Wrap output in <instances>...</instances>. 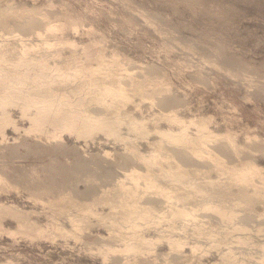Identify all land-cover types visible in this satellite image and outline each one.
<instances>
[{
	"label": "rangeland",
	"instance_id": "rangeland-1",
	"mask_svg": "<svg viewBox=\"0 0 264 264\" xmlns=\"http://www.w3.org/2000/svg\"><path fill=\"white\" fill-rule=\"evenodd\" d=\"M43 17L62 25L57 37L77 43L73 46L66 43L59 47L62 54L69 58L67 67H72L63 70L85 71L97 84L100 82L98 77L108 71L110 76L118 75L123 80L121 85L129 94V100L120 111L122 122L118 124L119 129L122 136H128L138 144L142 153L151 150L150 141L162 143L159 134L153 132L156 127L177 129V125H169L157 116L158 112L170 107L185 120L208 117L210 130L219 134L233 133L238 144L247 149L250 147V153L245 148L239 159L245 160L244 157L251 155L259 166L264 167V0H0V23L24 18L37 22L27 30H42L43 26L38 24V20ZM4 30L0 27V34L8 32L5 35L9 38L23 31L22 28L16 33ZM67 82L74 84L70 79ZM143 84L148 88L153 85L151 88H155V85L166 88L164 94L159 96L168 98L172 104L167 107L160 105L158 98L154 99V103L148 98L142 99L136 89ZM109 109L97 104L91 108L102 112ZM18 110V107H9L18 126L27 128L29 120H21ZM134 118L146 120V128L151 131L147 138H136L133 132L127 130L126 122ZM23 129H5L4 140L7 144L0 136V174L4 172L3 176L19 187L0 190V202L31 210V217L41 225H51L55 221L70 235L52 239L26 236L21 232L10 236L2 234L0 261L10 259L17 264H149L146 261H154L157 254L160 258L168 256V264L189 261L192 264H225L218 252L222 248L226 251L227 240L228 245L234 244H231L232 249L238 248L235 253L239 257H236L238 262L264 264L261 254L258 255L262 250L251 244L252 241L261 243L263 238V232L256 233L254 230L255 224L260 221L264 227V209L260 204L262 198L257 200L256 196L249 197L247 204L249 211L262 212L261 217L257 216L259 220H252L244 212H239L242 215L238 213L236 220L247 228L242 234L248 233L247 237L250 236L248 245L237 244L240 245L238 247L231 235L224 233L225 227L215 224L217 231L214 233L228 238L217 237L221 240V248L209 246L212 242L202 235L200 241V237L196 238L202 246L201 252H192L186 245L182 251L171 253L168 245L160 242L151 255L121 251L104 257L99 252V246L112 244L123 248L121 242L113 243L117 238L115 233H130L117 223L110 224L111 220H122L119 213L127 209L125 199L114 207L110 192H100L112 187L111 179L117 175L121 177L118 171L124 172L119 167L110 168L108 161L113 162L117 156L125 153V141L101 131L90 138L77 137L68 131L60 132L61 136L56 138H48L45 133L37 134L39 136L36 138L32 132L26 135ZM194 130L191 125L189 133L194 134ZM21 139L23 142H19ZM218 143L213 147L219 150L221 146ZM215 151L219 158L225 160V164H237L238 160L233 163V158L227 153ZM163 159L157 158V161H162L157 164H167ZM124 161V168L133 165L130 159ZM185 162L179 163L183 167H191V161ZM204 162L202 165H207L208 162ZM212 176L214 178L216 175ZM9 177H13V180ZM20 180H25V184ZM31 193L40 194L41 199L48 203L45 205L35 201ZM4 221L6 227L16 229L13 219L6 218ZM143 228H139L142 235L157 236L154 228ZM188 231L190 236L192 230ZM194 239L191 238V241ZM160 258L154 262L162 261Z\"/></svg>",
	"mask_w": 264,
	"mask_h": 264
},
{
	"label": "bare ground",
	"instance_id": "bare-ground-1",
	"mask_svg": "<svg viewBox=\"0 0 264 264\" xmlns=\"http://www.w3.org/2000/svg\"><path fill=\"white\" fill-rule=\"evenodd\" d=\"M36 24L37 22H30L24 18H13L11 21L5 20L0 23L1 29L11 30L12 33L22 31L19 28L23 29L22 33L13 34L14 37L12 38L5 35L8 32L0 34V37L2 36L0 38V136L3 141L6 137L5 129L9 127L15 131L23 129L18 126L12 117L14 115H11L9 111V107L13 106L19 108L21 120L22 118L29 120V125L23 129V132L25 134L32 132L36 135V138L39 136L37 134L42 133H45L44 135L48 138L60 137L62 131L75 133L77 137L90 138L96 132L101 131L105 135L125 141V153L117 156L113 162L108 161L110 168L119 167L124 172L116 171L118 174H122L121 177L116 174L117 177L111 179L113 180L112 187L101 189L100 192H110L114 198V207L122 199H125L127 209L119 213L122 220H118V222L111 220L110 224L117 223L120 227H125L126 232L130 231V233L128 235L127 233L124 235L119 234V232L115 233L118 239L116 238L113 243L119 241L123 248L118 247V245L116 247L112 244H103L99 246V252L103 253L104 257L121 251L145 254L146 256L154 253L155 246L160 242H165L171 253L182 251L186 245L191 248L192 252L197 250L201 252L202 246L197 243V237L202 235H204L205 240L208 239L212 242L209 246L213 245L221 248L219 247L221 240L218 239L222 237L223 232H220L221 237H219V234L216 235L214 233L217 231L216 228V230L214 229L215 224H219L220 227L223 226L222 228L225 227L224 233H229L236 245H248L250 236L247 237L248 233H246L247 235L242 234L247 228L242 224V220H239L241 223L237 222V217L239 212L250 215V218L254 221L259 220L258 217L262 216V212L249 211V204L247 203L251 196H256L257 200L262 198L260 204L264 209V167L259 166L249 154L247 158L244 157L246 161L239 159L240 153L244 152L246 147L237 143L235 135L228 132H220V134L213 132L208 126V117L185 120L177 114V110L169 107L164 112H158L157 116L159 119H164L169 125H177V129L172 127L160 129L156 127L153 132L159 134L162 143L150 141L148 144H150L151 150L148 153H142L138 149V144L128 136H122L119 129L118 124L122 122L120 111L129 100V94L121 85L123 80H120L118 75L110 76V71H108L107 74L105 72L104 75L98 77L100 82L97 84L85 71L70 72L63 70L72 67H67L69 58L62 54L59 47L66 43L70 46L77 43L57 37L58 30L61 29L62 25L60 26L55 21L43 17L38 20V24L43 26V29L31 30ZM28 27L31 29L27 30ZM79 46L77 45V47ZM50 61H53L52 64H50ZM122 69L126 71L125 68ZM81 72L83 73L80 74ZM67 79H70L74 84L67 82ZM156 86L155 88H148L143 84L141 88L136 89L138 96L142 99L148 98L153 103L155 102L154 99L158 98L160 105L168 107L172 104L171 101L166 97L159 96L166 91V88L160 86V88H157L158 86ZM96 104L110 109L104 112L91 110L92 105ZM18 116L20 117L19 114ZM145 121L136 118L130 119L126 122L127 130L133 132L136 138H147L151 131L146 128ZM191 125L195 128L194 134L189 133ZM48 128L50 130L46 131ZM20 141L23 142L22 139ZM218 142L222 144L220 145ZM216 143L221 146L219 150L213 147ZM216 149L219 152L227 153L233 158V163L238 160L237 164H225V160L219 158L215 153ZM249 149L246 152H249ZM6 155L8 156V154ZM159 157L164 158L163 162L167 164H157L162 162L157 161ZM124 159H130L133 165L130 168H124L122 165L125 164ZM183 160L184 162L185 160L191 161L189 165L191 167H183L184 165L179 163ZM204 161L208 162L207 165H202ZM138 164L142 166L139 167ZM107 173H109L108 170ZM3 174H0V190L7 191V188H19L17 185L12 184V181H8ZM212 175L216 176L213 178ZM10 178L13 180V177ZM20 182L23 181L20 180ZM23 183L25 184V180ZM30 196H33L35 201H40L39 203L42 202L45 205L48 203V201L41 199L40 194L31 193ZM29 211L31 210H23L13 203L0 202V235L10 236L21 232L26 236L53 239L56 236L69 234L67 229L55 221H51L53 223L47 226L39 224L37 220L31 217ZM49 214L53 215V213ZM113 214L115 215V213ZM6 218H11L16 222V229L4 225L3 221ZM260 223L255 224L256 228L254 230H256V233L263 232L262 242L252 241L251 243L250 241V243L255 247H259V251L262 250L261 253L258 252V255L261 254L260 258L264 261V227ZM143 227L154 228L157 236L146 237L142 235L141 232L139 233V228ZM188 230H192L193 237L192 234H190L191 237L189 236ZM251 231H249V234ZM240 233L242 235H238ZM74 237L75 239L78 238V236ZM217 237L219 238L217 239ZM223 237L227 238L226 235H223ZM191 238L195 239L191 241ZM200 239L201 237L199 241ZM231 244L228 245L226 240V251L222 250L223 248L218 249L219 252L216 250L220 253L219 258L222 259L223 263L248 264L245 261L243 263V260L240 259H238L239 262L237 261L236 257L238 256L235 253L238 252V248L232 249ZM239 252L242 251L239 250ZM247 254L249 255V252ZM238 255L240 256V254ZM156 257L154 259L158 261L157 259L160 256L156 254ZM159 260L162 261L157 264H168L167 262H169L166 255H163ZM154 261L148 260L146 262L156 264ZM143 263L145 264V262ZM0 264L17 263L6 259L0 261ZM183 264L192 263L189 261Z\"/></svg>",
	"mask_w": 264,
	"mask_h": 264
}]
</instances>
